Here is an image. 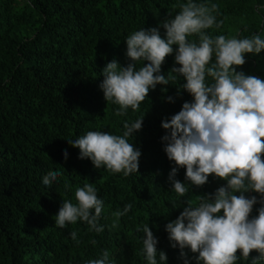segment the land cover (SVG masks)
<instances>
[{"label":"trees","instance_id":"1","mask_svg":"<svg viewBox=\"0 0 264 264\" xmlns=\"http://www.w3.org/2000/svg\"><path fill=\"white\" fill-rule=\"evenodd\" d=\"M185 2L0 0V264H86L104 250L109 251L113 264H146L141 255L143 233L136 231L143 224H149L158 239V253L167 254L166 264H184L179 247H171L166 224L177 218L186 202L226 183L210 175L205 185L191 186L185 180L186 169L179 168L176 179L188 184L189 190L178 197L168 181L175 164L163 150L167 142L161 140L166 134L161 122L192 100L183 89L176 95L184 78L157 85L140 109L133 112L129 108L126 116L114 115L118 105L105 101L100 84L108 62L131 63L125 42L130 34L160 26L169 13L172 17L178 13L174 4ZM196 2L219 5L217 20L224 23L220 29L207 30L213 37L261 34L264 38V0ZM160 31L163 37L164 29ZM173 47V54L162 65L165 77L173 66L179 67L174 60L177 46ZM245 60L237 71L264 79V50L245 54ZM142 64L138 61L137 67ZM169 96L174 103L168 101ZM141 117L142 129L129 138L141 151L139 171L128 177L103 166L96 169L89 159H79V149L68 143L88 131L123 135L124 121ZM49 171L61 175L45 186L42 179ZM86 183H92L104 201L99 224L105 230L89 232L80 221L64 229L56 227L55 216L63 200L76 203L75 190ZM245 195L260 199L255 192ZM128 203L132 209L112 229L111 213ZM260 206H253L250 218L258 215ZM74 230L79 245L71 239ZM184 251L189 264H196L192 257L198 253ZM256 255L251 253V257ZM236 264H250V260L240 259Z\"/></svg>","mask_w":264,"mask_h":264},{"label":"clouds","instance_id":"2","mask_svg":"<svg viewBox=\"0 0 264 264\" xmlns=\"http://www.w3.org/2000/svg\"><path fill=\"white\" fill-rule=\"evenodd\" d=\"M176 8L178 13L174 17L169 13L160 26L142 28L126 38V56L131 63L120 66L115 59L108 62L102 70L100 88L107 103L118 105L114 115L126 116L129 108L138 111L157 85L177 83L178 77L184 78L176 95L180 96L183 89L192 100L185 101L178 113L161 122L166 130L161 140L167 142L163 150L175 164L168 181L178 197H184L189 190L188 184L176 179L179 168L186 169L185 180L191 186L205 185L210 175L226 183L212 193L197 196L194 202H186L177 218L166 224L171 247H179L184 264H189L185 249L198 253L192 257L196 264H236L240 259L261 264L264 262V79L245 75L237 68L246 63L245 54L255 55L264 50V38L261 34L250 38L213 37L207 30L220 29L224 23L217 20L220 12L215 3L187 0L174 4L173 9ZM160 28L164 29L163 37ZM174 45L175 65L179 67L173 66L165 77L161 74L162 65L173 54ZM138 61H143L142 66L137 67ZM167 99L175 102L171 96ZM142 124L143 117L131 123L124 121L123 135L88 131L68 143L79 149V159H89L96 169L103 166L113 174L128 177L139 171L141 151L129 143V138L142 129ZM63 155L67 159V150ZM60 175L59 171H49L42 183L51 186ZM249 192L258 193L260 199L246 196ZM97 193L92 183L77 187L76 203L63 200L55 226L64 229L80 221L88 226L89 232L102 233L105 226L99 221L104 201ZM256 204L261 205L258 215L250 218ZM172 206L176 207L175 201ZM132 207L128 203L122 210L112 212L110 227L116 229L120 218ZM136 231L143 233L141 255L146 264H166L167 254L158 253V239L149 224L138 225ZM70 236L79 245L77 231H71ZM252 252L258 255L251 257ZM86 264H113V261L109 251L104 250Z\"/></svg>","mask_w":264,"mask_h":264}]
</instances>
